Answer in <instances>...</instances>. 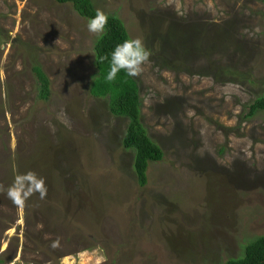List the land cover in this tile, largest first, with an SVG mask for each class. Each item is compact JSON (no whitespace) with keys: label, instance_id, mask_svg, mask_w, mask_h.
<instances>
[{"label":"rangeland","instance_id":"1","mask_svg":"<svg viewBox=\"0 0 264 264\" xmlns=\"http://www.w3.org/2000/svg\"><path fill=\"white\" fill-rule=\"evenodd\" d=\"M150 51L133 78L161 148L138 186L127 121L89 94L97 35L71 4L0 0V264H224L264 235V0H92ZM49 81L37 97L31 70ZM47 195L19 207L17 175Z\"/></svg>","mask_w":264,"mask_h":264},{"label":"trees","instance_id":"2","mask_svg":"<svg viewBox=\"0 0 264 264\" xmlns=\"http://www.w3.org/2000/svg\"><path fill=\"white\" fill-rule=\"evenodd\" d=\"M54 1L62 5L71 4L73 10L87 22L97 11L92 0ZM107 15L106 32L97 37L93 46L96 73L89 84V94L97 99H106L109 113L127 121L121 146L125 151L132 152V171L138 186L143 187L147 183L148 164L160 162L163 153L148 136L142 123L137 82L123 72L118 73L114 80L107 79L112 50L117 44L130 39L122 21L115 14ZM105 57L109 59H104ZM31 70L37 83V97L45 101L50 94L49 81L39 65H33ZM262 111H264V95L248 105L244 118L251 119ZM243 247L241 257L228 259L224 264H264V235L247 242Z\"/></svg>","mask_w":264,"mask_h":264},{"label":"clouds","instance_id":"3","mask_svg":"<svg viewBox=\"0 0 264 264\" xmlns=\"http://www.w3.org/2000/svg\"><path fill=\"white\" fill-rule=\"evenodd\" d=\"M107 24L108 15L103 10L97 9L95 16L88 20L87 30L89 33L102 36L106 32ZM150 55L141 38L124 40L117 44L110 54L107 79L114 80L121 72L128 77H138L143 71V65L149 61ZM36 193H39L40 199L46 197L45 182L35 173L27 172L14 178L7 195L13 204L23 207L25 202Z\"/></svg>","mask_w":264,"mask_h":264}]
</instances>
